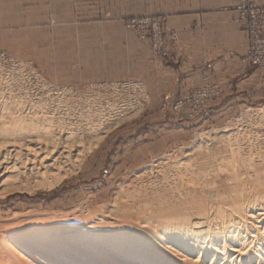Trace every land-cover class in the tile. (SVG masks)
Here are the masks:
<instances>
[{
	"label": "rangeland",
	"instance_id": "obj_1",
	"mask_svg": "<svg viewBox=\"0 0 264 264\" xmlns=\"http://www.w3.org/2000/svg\"><path fill=\"white\" fill-rule=\"evenodd\" d=\"M243 2L244 14L238 8ZM253 6L261 5L238 0L235 10L248 41L240 60L256 72L260 95L257 100L232 104L220 116H213L210 104L220 98L221 88L210 79L214 70L210 61L201 64L198 87L158 106L150 104L142 80L148 62L171 60L172 47L178 43L177 33L166 26L165 16L95 8L92 1L0 0V53L11 60L0 63V133L5 132V124L14 126L15 118H19L32 123L39 134L48 138L50 131L56 140L72 132L62 144L71 149L69 153L74 154L75 148L86 149L81 150L84 156L77 163L71 160L76 164L73 171L53 188L33 187L30 192L11 191L0 196V225L2 216L17 211L66 212L82 205L90 211L102 209L115 218V213L109 212L114 206L118 209L128 204L138 209L144 198L155 206L157 189L163 183L159 182L176 178L179 163L195 161V152L190 153L187 147H194L199 135L208 137L203 139L207 147L201 150L221 149L225 139H231L232 147L238 142L241 159L257 168L244 164L236 167L244 179L238 180L242 182L239 187L243 186L241 193L226 190L236 183H227L230 173L219 175V180L213 176L209 181H219L220 191H226L229 197L264 201V59L262 67L250 62L248 23ZM207 64L211 70L205 75ZM32 71L47 88L36 83ZM205 76L217 92L214 97L200 100L195 92L204 85ZM183 122L190 124L179 130ZM219 140L220 144L216 142ZM253 176L263 180L256 182Z\"/></svg>",
	"mask_w": 264,
	"mask_h": 264
},
{
	"label": "bare ground",
	"instance_id": "obj_2",
	"mask_svg": "<svg viewBox=\"0 0 264 264\" xmlns=\"http://www.w3.org/2000/svg\"><path fill=\"white\" fill-rule=\"evenodd\" d=\"M15 120L16 125L5 124V132L0 133L1 197L11 191L30 192L33 187L53 188L73 171L76 164L71 160L78 162L81 150L86 151L76 145L81 150L75 148L72 154L62 145L72 132L67 137L60 135L62 141L58 134V141L49 130L48 138L29 121ZM206 136L199 135L197 144L187 147L190 153L195 152V161L179 163L176 178L161 177L155 206L148 197L149 201L144 198L138 209L137 203L118 209L114 206L109 212L115 213V218L102 209L94 207L96 210L90 211L82 205L66 212L31 210L2 216L0 264H264V201L240 197L243 186L240 188L238 183L243 177L236 170L242 164L254 166L241 159L238 142L232 147L231 139L222 141L221 149L201 150L207 145L203 140ZM216 142L220 144V140ZM224 172L230 173L227 183L236 182L225 189L241 191L240 198L229 197L225 189L220 191L219 181H209L213 176L219 180ZM254 179L260 182L262 178Z\"/></svg>",
	"mask_w": 264,
	"mask_h": 264
},
{
	"label": "crops",
	"instance_id": "obj_3",
	"mask_svg": "<svg viewBox=\"0 0 264 264\" xmlns=\"http://www.w3.org/2000/svg\"><path fill=\"white\" fill-rule=\"evenodd\" d=\"M87 1H92L95 8L163 15L166 26L177 33L172 59L150 60L143 74L151 105L158 106L198 87L204 61L213 63L210 79L221 88L220 98L210 104L213 116H220L232 104L259 97L256 72L240 60L248 41L235 10L238 0H77ZM251 1L264 6V0ZM189 124L180 123L178 128L184 130Z\"/></svg>",
	"mask_w": 264,
	"mask_h": 264
},
{
	"label": "built area",
	"instance_id": "obj_4",
	"mask_svg": "<svg viewBox=\"0 0 264 264\" xmlns=\"http://www.w3.org/2000/svg\"><path fill=\"white\" fill-rule=\"evenodd\" d=\"M240 12L244 14L246 12V5L243 2L238 6ZM264 26V7L253 6V9L250 11V21L248 23L249 36L251 38V49H250V62L255 65L262 67V62L264 59V36L262 34V28ZM3 53H0V63L1 62H10ZM14 66H17V63H13ZM20 69V68H19ZM211 70V65L207 64L205 67L204 74L206 75L207 71ZM30 74L37 79L36 83H40L44 88H47L45 84H42V81L38 80L39 75L32 71ZM216 90L213 86L209 84L204 78V85L195 92V98L204 100L210 97H214ZM181 102H179L180 104Z\"/></svg>",
	"mask_w": 264,
	"mask_h": 264
}]
</instances>
